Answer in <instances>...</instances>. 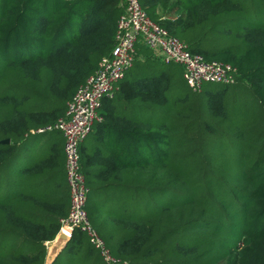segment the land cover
Segmentation results:
<instances>
[{
	"label": "trees",
	"instance_id": "obj_1",
	"mask_svg": "<svg viewBox=\"0 0 264 264\" xmlns=\"http://www.w3.org/2000/svg\"><path fill=\"white\" fill-rule=\"evenodd\" d=\"M140 3L192 54L235 68V82L182 95L176 64L137 44L160 75L126 98L156 118L129 123L139 146L119 168L91 179L80 155L90 225L117 264H264V0ZM123 12L122 0H0V264H45L70 204L64 146L18 172L9 160L65 116ZM53 264L106 262L75 230Z\"/></svg>",
	"mask_w": 264,
	"mask_h": 264
},
{
	"label": "built area",
	"instance_id": "obj_2",
	"mask_svg": "<svg viewBox=\"0 0 264 264\" xmlns=\"http://www.w3.org/2000/svg\"><path fill=\"white\" fill-rule=\"evenodd\" d=\"M122 2L124 12L117 21L112 50L101 58L95 73L67 103L65 116L52 126L36 131H56L63 135L65 176L70 193L69 209L67 215L59 220V232L54 241L45 242L44 246L50 250L52 243H57L59 235L70 240L74 231L79 230L86 233L106 264L117 262L89 222L88 190L80 166V144L94 125L102 121V103L104 99L112 97L118 82L133 66L137 44H142L162 63L179 65L186 85L193 91H199L206 83L229 85L235 82L236 77V69L229 64L206 61L201 55L192 54L182 41L149 18L140 0ZM59 245L62 248V244Z\"/></svg>",
	"mask_w": 264,
	"mask_h": 264
},
{
	"label": "crops",
	"instance_id": "obj_3",
	"mask_svg": "<svg viewBox=\"0 0 264 264\" xmlns=\"http://www.w3.org/2000/svg\"><path fill=\"white\" fill-rule=\"evenodd\" d=\"M151 57L157 63H162L154 55L151 54ZM136 59L141 62V69L137 68V72L132 73L133 67L136 66L133 65L127 74L128 76H125L126 81L122 87L118 83L115 90L116 94L111 99H104L101 110L103 122L96 123L93 132L80 144L83 170L91 179L100 176L108 168L111 169L113 163L118 168L124 165L122 159L127 156L129 146H139L137 135H135L134 140V135L130 133V129L127 127H129V123H137L143 116L145 117V110L135 106L130 100L127 101L126 96L131 86H135L137 90L139 89V84L142 83L144 80L142 78L145 75L157 78L160 73L156 71V68H152L153 66L144 56L136 55ZM164 66L166 70L171 71L166 67L170 65L165 64ZM181 78H183L182 68ZM6 140H8V143L11 142L10 139ZM3 141L1 143L6 144ZM134 143L136 144L134 145ZM63 146L64 137L59 132L38 134L32 131L30 135L26 136L22 148L9 160V165L16 172L21 171L25 167L29 168L38 161L51 157L55 151H61ZM60 249L58 243H52L50 250L46 248L45 264L53 263L57 254L61 251Z\"/></svg>",
	"mask_w": 264,
	"mask_h": 264
},
{
	"label": "rangeland",
	"instance_id": "obj_4",
	"mask_svg": "<svg viewBox=\"0 0 264 264\" xmlns=\"http://www.w3.org/2000/svg\"><path fill=\"white\" fill-rule=\"evenodd\" d=\"M174 67H176V68H178V70H179V72H180V75H179V73H178V76H179V82H180V84L178 85L179 86V89L177 90V91H179L182 95H183V93H185V80H183V78L181 79L180 77H181V69H180V67H178V66H176V65H174ZM219 86V84H211V83H206V84H204L203 86H202V88L203 89H206V88H208V89H211V88H216V87H218ZM205 91V90H204ZM203 91V92H204ZM176 94V91L175 92H172L170 95H169V97H171L172 95L174 96ZM202 96L203 97H206V92H204L203 94H202ZM170 101H171V99H170ZM207 105H208V101H207ZM206 105V106H207ZM205 106V107H206ZM204 112H207L206 110L204 111ZM155 112H152V113H150V115H148V113L145 111V118H147V119H150V120H152V118L154 119V118H156V116H154V117H152V114H154ZM143 118H144V116H143ZM145 118H144V120H145ZM87 205H88V203H87ZM88 207V206H87ZM89 218H90V215H89ZM11 243L13 244V247H16L17 246V244H19V240L17 239V238H15V237H13V239L11 238ZM57 258V257H56ZM65 261V254L63 253V254H61L60 255V257L58 258V260H57V262H60V263H63ZM54 262V261H53ZM51 264H53V263H51Z\"/></svg>",
	"mask_w": 264,
	"mask_h": 264
},
{
	"label": "water",
	"instance_id": "obj_5",
	"mask_svg": "<svg viewBox=\"0 0 264 264\" xmlns=\"http://www.w3.org/2000/svg\"><path fill=\"white\" fill-rule=\"evenodd\" d=\"M4 143H8V140H5V141H3ZM69 239L68 238H66L65 236H63V235H59L58 236V238H57V243L58 244H62V248L60 249V250H63V247L67 244V243H69ZM64 245V246H63Z\"/></svg>",
	"mask_w": 264,
	"mask_h": 264
}]
</instances>
